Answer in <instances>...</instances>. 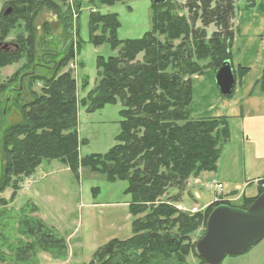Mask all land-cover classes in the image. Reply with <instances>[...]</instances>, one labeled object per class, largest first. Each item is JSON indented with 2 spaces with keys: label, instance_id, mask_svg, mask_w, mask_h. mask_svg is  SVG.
<instances>
[{
  "label": "trees",
  "instance_id": "trees-1",
  "mask_svg": "<svg viewBox=\"0 0 264 264\" xmlns=\"http://www.w3.org/2000/svg\"><path fill=\"white\" fill-rule=\"evenodd\" d=\"M67 1L8 0L4 7H11L12 11L5 16L4 10L0 15V42L18 25L17 19L23 20L27 32L26 36H20L18 47L0 48V68L19 62L24 56L28 66H36L21 75L18 88L10 86L16 76L6 83L0 80V188L6 176H29L44 159L62 161L76 176L80 168L85 167L105 175L109 182L126 181L125 193L131 196L132 216L148 210L149 213L143 221L132 222L133 236L113 239L97 249L92 264H178L192 253L202 264H207L190 240V233L199 226H206L204 217L201 214L189 217L162 198L169 187H184L191 177L215 172L223 146L230 140L227 117L191 118L192 87L190 80L183 77L201 72L192 59L194 52L212 54L215 70L231 59L228 40L233 36L229 29L233 3L216 0L213 5L214 0H195L190 5L194 6L195 14L202 10L197 19H202L205 26L216 23L221 27L209 40L205 38V27L193 29L183 16L173 12L170 0L162 5L153 3L152 32L140 39L118 38L121 23L116 13L102 14L98 10L90 13L91 42L95 45L108 42L112 49H120L117 57L97 58L98 79L83 98L82 105L87 106L88 112H95L121 101L123 108L116 145L106 153L80 157V145L87 141L79 137L76 79L69 72L50 78L37 74L43 64L35 55L38 16L45 9L59 14L60 3ZM125 1L98 0L99 5ZM75 2L79 10L82 1ZM249 2L253 4L254 0ZM67 18L63 22L68 29ZM101 27L103 34L96 35ZM108 31L110 35L105 36ZM225 34L227 41H221ZM176 40L179 44L174 46ZM69 42L68 36L70 45ZM64 50L73 57L72 45ZM43 54L42 57L46 55ZM140 54H143L142 61L138 60ZM244 70L246 68L240 69L241 76ZM27 77L31 79L30 85L36 81L43 83L41 91L32 92L33 99L26 105L18 103L22 119L6 125L10 97L5 99L3 93L8 90L9 96L11 93L21 95ZM85 83L87 85V78ZM263 192L261 189L259 194ZM256 197L244 198L242 208H248ZM223 203L230 204L224 201L217 205ZM26 223L29 224L24 229L28 234L37 231L34 246L38 250L65 252V240L57 238L41 221L26 220ZM17 256L21 259L18 253ZM2 260L5 259L0 253V262Z\"/></svg>",
  "mask_w": 264,
  "mask_h": 264
},
{
  "label": "rangeland",
  "instance_id": "rangeland-1",
  "mask_svg": "<svg viewBox=\"0 0 264 264\" xmlns=\"http://www.w3.org/2000/svg\"><path fill=\"white\" fill-rule=\"evenodd\" d=\"M81 1L79 10H77L75 0H68L65 4L60 3L61 11L59 14L47 9L40 13L36 21L38 41L35 55L40 58L39 62L43 64V67L37 69V74L50 78L69 72L76 79L79 137L87 141L80 145L79 149L80 157H84L106 153L116 145V138L121 130L120 110L123 108L121 101L116 104H108L95 112H88L87 106L82 105L83 98L95 86L98 79L97 58L117 57L120 49H112L108 42L100 45L91 42L89 33L90 13L97 10L102 14L116 13L121 23L117 36L121 40H126L140 39L146 33L152 32V17L155 9L153 0H127L114 5H99L98 0ZM170 1L173 12L180 17L183 16L193 29L205 27L206 40H209L215 32L222 30L216 23L205 26L202 19H197L202 10L195 14L194 6H190L195 0ZM231 2L233 7L229 17V29L233 36L231 40H228L231 43L230 53L231 49L235 52L232 45L238 46L240 33L238 24L242 21L241 17L252 11L256 4L257 7L254 10L259 8V0H254L253 4L249 0H231ZM215 4L216 0L213 1V5ZM6 9V7L1 8L0 15ZM260 10L261 14L264 13V6H261ZM255 14L254 11L253 14L249 13L247 17L252 18ZM66 16L68 17L67 23L70 24L68 29L63 22ZM22 21V19H17L16 24L18 25L5 38L6 42L17 43V41L20 42L21 35H27ZM251 25H253V21ZM95 34H103L102 27ZM106 35H110L109 31ZM68 36L69 43L73 47L72 58H70V52L64 50L67 47L70 48ZM234 37L237 40L235 45ZM245 37L241 39V43ZM223 40L227 41L226 34L222 36L221 41ZM177 44L179 41H174V46ZM62 47L64 48L62 49ZM256 47L261 46L256 45ZM42 53L46 55L43 54L45 56L42 57ZM211 55L192 53L193 61L201 70L199 73L183 77L185 80H190L192 100L195 84L197 83L200 91L205 90L203 84L209 80L207 74L210 73L214 77V72L217 70H215V63ZM142 59L143 54H140L138 60L142 61ZM33 66L36 67L35 65H27V58L24 56L21 61L0 68V80L2 83H6L16 76V81L10 86L18 88L20 84L18 80L21 75L30 72L28 69L33 68ZM86 78L88 80L87 85H85ZM205 79L207 82H203ZM263 80L264 77L262 82ZM31 83L30 77L25 78L23 82L24 92L21 95L11 93L9 96L8 90L3 93L5 99L10 97L6 125L14 124L22 119L18 103L26 105V102L33 99L32 92L39 93L41 91L43 83L36 81L35 84L30 85ZM16 97L22 100L15 99ZM190 114L193 120L214 118L196 117L197 115L192 112L191 104ZM245 131L243 126L232 123L231 138L223 146V151L227 156L235 155L238 152H235V149L245 145L242 135ZM247 136L256 139V133L249 131ZM226 166V169H237L239 163L235 166L233 161L228 160ZM240 167L242 169L243 165L241 164ZM202 174L188 179L184 187H169L162 199L189 217H196L201 214L206 225L210 210L224 201L226 196L230 200L225 201L231 205L244 206L245 188L240 185L243 178L241 172L236 179V184L239 185L234 187L237 191L229 193L224 190L219 191L213 184L214 178L206 179ZM216 180H219V177H216ZM126 188V181L109 182L105 175L85 167H81L79 175L76 176L67 164L56 159H44L29 176H6L0 188V253L5 259L0 264H92L94 252L97 249L113 239L125 240L133 236L132 222L135 219L143 221L149 213L148 210L137 216H132L129 208L131 196L125 193ZM234 188L230 190L226 188L225 190L231 191ZM95 190L98 192L94 193ZM255 192L256 186H250L246 189L247 196H252ZM146 204L149 205V203ZM26 220L27 222L41 221L57 238L64 239L65 252L58 249L54 251L38 250L34 246L37 231L35 234H28L24 229L29 224L26 223ZM24 223L25 225H23ZM205 233L206 226L204 225L190 233L191 244L195 245L196 250L197 242ZM178 264L202 263L196 254L192 253ZM220 264H264V238L244 254L226 256Z\"/></svg>",
  "mask_w": 264,
  "mask_h": 264
},
{
  "label": "crops",
  "instance_id": "crops-1",
  "mask_svg": "<svg viewBox=\"0 0 264 264\" xmlns=\"http://www.w3.org/2000/svg\"><path fill=\"white\" fill-rule=\"evenodd\" d=\"M7 1L0 0V7L3 8ZM261 6H264V0H259V8L254 10L257 7L256 4L252 11L241 17L242 21L238 24V31L240 30L238 46L232 45L235 52L231 49V61L237 73L235 95L224 97L216 84L215 73L214 77L208 73V82L207 79L203 81L207 82L203 84L205 90L200 91L197 83L195 84L191 103L192 112L197 115L196 117H227L230 129L232 123L245 128V133H242L245 145L242 148L238 146L235 149V152H238L233 156L232 154L227 156L223 151L217 170L202 174L206 179L219 177L218 181L224 184L223 190L229 193L237 191L234 187L239 185L236 184V179L241 172L243 178L240 185L245 188L243 194L245 198L258 195L261 189L255 180L264 178V80L262 82L264 77V13L261 14ZM254 11L256 14L252 18L247 17ZM252 21L253 25H251ZM244 36H246L245 40L241 43ZM236 42L235 38L234 45ZM256 45L261 47L257 48ZM242 68L246 70L240 76ZM249 131L256 133V139L247 136ZM228 160L233 161L235 166L239 163L238 168L226 169ZM250 186H256V192L252 196H247L246 189ZM226 188L234 189L226 191Z\"/></svg>",
  "mask_w": 264,
  "mask_h": 264
},
{
  "label": "water",
  "instance_id": "water-1",
  "mask_svg": "<svg viewBox=\"0 0 264 264\" xmlns=\"http://www.w3.org/2000/svg\"><path fill=\"white\" fill-rule=\"evenodd\" d=\"M167 0H154L162 5ZM8 8L4 15H8ZM18 47V45H16ZM0 48L11 49L10 43L0 42ZM215 81L225 96L233 92L235 74L230 59L225 60L215 71ZM2 161L0 157V181ZM264 237V193L260 194L248 208L220 204L210 212L205 235L197 242V251L207 264H220L227 256H238L247 252Z\"/></svg>",
  "mask_w": 264,
  "mask_h": 264
},
{
  "label": "built area",
  "instance_id": "built-area-1",
  "mask_svg": "<svg viewBox=\"0 0 264 264\" xmlns=\"http://www.w3.org/2000/svg\"><path fill=\"white\" fill-rule=\"evenodd\" d=\"M214 184H216V187L219 188V189H221V188L223 187V185H222L221 183H216V182L214 181ZM263 187H264V185H263Z\"/></svg>",
  "mask_w": 264,
  "mask_h": 264
}]
</instances>
